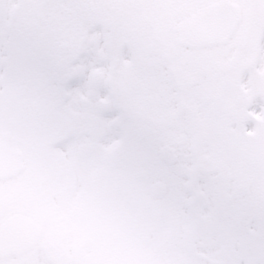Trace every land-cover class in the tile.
Returning a JSON list of instances; mask_svg holds the SVG:
<instances>
[{
	"label": "snow or ice",
	"instance_id": "1",
	"mask_svg": "<svg viewBox=\"0 0 264 264\" xmlns=\"http://www.w3.org/2000/svg\"><path fill=\"white\" fill-rule=\"evenodd\" d=\"M0 264H264V0H0Z\"/></svg>",
	"mask_w": 264,
	"mask_h": 264
}]
</instances>
